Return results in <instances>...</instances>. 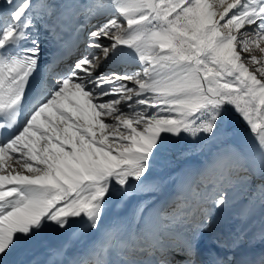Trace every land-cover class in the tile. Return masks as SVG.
Wrapping results in <instances>:
<instances>
[{"label":"snow or ice","instance_id":"snow-or-ice-1","mask_svg":"<svg viewBox=\"0 0 264 264\" xmlns=\"http://www.w3.org/2000/svg\"><path fill=\"white\" fill-rule=\"evenodd\" d=\"M117 62L133 67L101 70ZM184 140L215 151L153 209ZM236 189L243 218L264 209V0H0V264L47 232L67 239L31 264H264L240 258L257 237L264 253V221L204 243Z\"/></svg>","mask_w":264,"mask_h":264},{"label":"bare ground","instance_id":"bare-ground-1","mask_svg":"<svg viewBox=\"0 0 264 264\" xmlns=\"http://www.w3.org/2000/svg\"><path fill=\"white\" fill-rule=\"evenodd\" d=\"M121 66H124L125 70H129V68L133 67L131 63H125V62L116 63V67L120 68ZM110 67H111V63H109L101 70L107 72L109 71V69H111ZM114 70L117 69L115 68ZM180 144H182V141L177 145V147H179ZM208 161H205L204 163H199L196 161L194 163H190L187 166L184 165L182 162L175 163L173 165V169L176 170L177 172L175 181L169 183L168 185L163 184L158 192L148 196H144L141 199L149 201L153 209L159 208L163 205L170 204L175 199L177 193L181 190L182 183L185 178V173L189 169L193 171L202 169L205 165H207ZM167 167L168 165L165 162H163L160 165H157V167L154 170L155 174L157 176H162L164 178L163 175L164 169ZM138 203L139 201L133 200L127 206H116V205L110 206L106 223L111 224L119 219L131 221L133 218V213L135 212ZM246 206L247 204H245V202L241 203L238 201H234V203H232L230 207L217 213L215 215V218L211 221L212 224L211 230L205 235V240H204L205 245L207 246L215 242L217 237L223 239L225 237V234L231 232L233 229L247 228L248 224L244 223V221H246L247 219L241 216V212L243 209L246 208ZM259 225H261V221ZM254 231L258 232V230H254ZM65 239L67 238L58 236L57 234L52 232H47L45 234H42V236L37 239L36 245L30 251L22 254L19 258L22 261H24L25 264H31V261L36 259L42 260L45 258V253L50 247L57 246L58 244L62 243ZM88 243L89 241L86 237L82 238L79 241H73L72 244L73 252L77 254L80 253L85 249ZM249 250L251 251L255 250L256 252L254 255L255 258H259V256L263 254L258 237L249 245V247L245 250V253L242 254L240 258L252 259V256L248 255ZM110 259H112L113 261H119L120 257L113 254L110 257Z\"/></svg>","mask_w":264,"mask_h":264},{"label":"rangeland","instance_id":"rangeland-1","mask_svg":"<svg viewBox=\"0 0 264 264\" xmlns=\"http://www.w3.org/2000/svg\"><path fill=\"white\" fill-rule=\"evenodd\" d=\"M255 54L257 56L261 55L258 52H256ZM131 68H129V70H131ZM119 71H127V70H125L124 67L122 66V68L119 69ZM225 139L229 140L233 144H242L248 140V137L244 134L243 129L240 127V122L233 121L232 127L229 128L225 136ZM201 143L204 144L203 147H200ZM214 151H215V146L213 145L212 142L198 141L196 142V144H193L190 140L182 141V144H180V146L176 148L175 154L170 156L169 159L165 161L168 167L164 169V173H163L164 179L166 181L164 184L168 185L169 183L175 181L177 175L176 170L173 169V165L175 163L182 162L186 166L196 161L199 163H204L205 161L209 160L210 154ZM229 195L231 197L232 203H234V201H238L241 203L245 202V204L248 205V199L238 189L230 191ZM259 221L261 222L264 221V209H261L259 206H257L254 215L247 218V220L244 221V223L251 224V226H249L250 231H253L257 227L259 231V228L261 226V225L258 226ZM252 225H254L253 228Z\"/></svg>","mask_w":264,"mask_h":264}]
</instances>
